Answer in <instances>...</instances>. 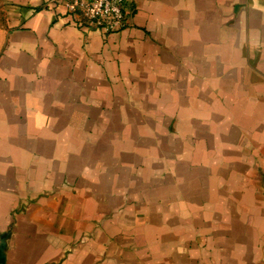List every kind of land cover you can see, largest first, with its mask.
<instances>
[{"label":"crops","instance_id":"obj_1","mask_svg":"<svg viewBox=\"0 0 264 264\" xmlns=\"http://www.w3.org/2000/svg\"><path fill=\"white\" fill-rule=\"evenodd\" d=\"M73 21L0 0V264H264V0Z\"/></svg>","mask_w":264,"mask_h":264},{"label":"built area","instance_id":"obj_2","mask_svg":"<svg viewBox=\"0 0 264 264\" xmlns=\"http://www.w3.org/2000/svg\"><path fill=\"white\" fill-rule=\"evenodd\" d=\"M73 17V22L106 33L126 28L136 0H50Z\"/></svg>","mask_w":264,"mask_h":264}]
</instances>
